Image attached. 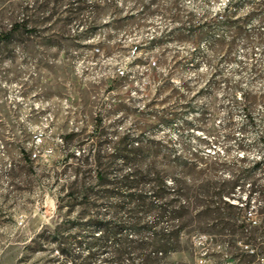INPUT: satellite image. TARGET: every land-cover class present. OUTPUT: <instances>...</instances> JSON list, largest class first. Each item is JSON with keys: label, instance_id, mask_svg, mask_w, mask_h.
<instances>
[{"label": "rangeland", "instance_id": "rangeland-1", "mask_svg": "<svg viewBox=\"0 0 264 264\" xmlns=\"http://www.w3.org/2000/svg\"><path fill=\"white\" fill-rule=\"evenodd\" d=\"M263 1L0 0V264H264Z\"/></svg>", "mask_w": 264, "mask_h": 264}, {"label": "trees", "instance_id": "trees-1", "mask_svg": "<svg viewBox=\"0 0 264 264\" xmlns=\"http://www.w3.org/2000/svg\"><path fill=\"white\" fill-rule=\"evenodd\" d=\"M262 6L264 7V1L262 3ZM7 36H10V34H8ZM173 247H169L168 244H162L160 246H158L157 248V254L158 253H161V254H164V252L167 250V249H172Z\"/></svg>", "mask_w": 264, "mask_h": 264}]
</instances>
